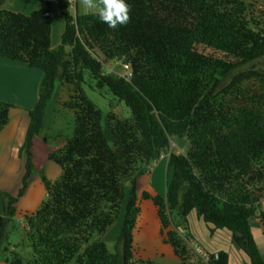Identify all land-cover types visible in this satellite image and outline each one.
I'll return each mask as SVG.
<instances>
[{
    "label": "trees",
    "instance_id": "obj_1",
    "mask_svg": "<svg viewBox=\"0 0 264 264\" xmlns=\"http://www.w3.org/2000/svg\"><path fill=\"white\" fill-rule=\"evenodd\" d=\"M4 1L0 57L38 68L42 77L38 99L27 110L21 186L15 196L0 191V249L31 175L32 140L43 126L56 85L74 87L64 102L73 112V133L48 154L60 175L55 180L41 175L47 197L24 215L31 256L4 247L5 261L152 264L133 256L137 180L174 136L185 137L190 146L168 155L171 174L164 196L147 191L141 196L156 206L164 241L179 264H194L195 251L188 234L171 226V215L176 213L186 232L191 212L211 225V232L228 230L231 243L247 255L249 264H264L249 224L257 215L264 236V61L258 70L235 72L264 58V22L247 16L246 2L126 0L132 6L131 19L112 29L94 12L73 15L71 0H57L64 29L53 48L52 0H40L28 14L2 8ZM114 59L128 65L127 75L103 70ZM84 72L94 87H107L124 102L130 117L103 113L82 88ZM250 78L262 90L260 106L239 99L240 84ZM11 106L0 100V130ZM115 221L118 232L111 251L103 236ZM206 259L208 264H227L228 253L207 252Z\"/></svg>",
    "mask_w": 264,
    "mask_h": 264
},
{
    "label": "rangeland",
    "instance_id": "obj_2",
    "mask_svg": "<svg viewBox=\"0 0 264 264\" xmlns=\"http://www.w3.org/2000/svg\"><path fill=\"white\" fill-rule=\"evenodd\" d=\"M38 0H5L2 4V8L14 10L15 12L20 11L21 13L28 14L31 11L37 9L40 5L38 3L37 8H32L33 4ZM247 4V16L251 17L255 22L260 25L264 22V0H244ZM56 5V13L60 18V22L64 23L63 17L61 16L59 9ZM70 11L74 15L76 12L78 14L93 13L92 10L86 8L83 4V0H71ZM264 58H260L250 62L238 71L245 70H258L262 67ZM36 71L41 72L40 69L36 68ZM103 70L117 75H127L129 73L128 65L122 63V61L114 59L103 64ZM229 80V79H228ZM227 80V81H228ZM226 81V82H227ZM16 85L14 86V91H16ZM73 85L69 83H58L56 85L54 95L48 104V109L46 111L45 121L43 125V130L34 136L32 140V145L30 148L31 160L33 163L31 175L28 178L27 186L23 194L18 197L15 203V213L7 223L5 228V236L7 241H3V246L0 249V264H9L4 258V247L15 249V251L24 258H29L31 256V250L28 245L26 238V220L24 215L34 212L40 203L46 199L47 193L44 183L41 180V175H44L50 180H55L60 175V167L53 161L48 159V154L60 147H62L65 141L71 137L74 127V116L71 109L65 107L64 102L67 101L73 94ZM82 88L86 93L87 97L103 112L107 113L112 111L119 117L126 118L130 117V110L124 104V102L117 100L116 97L108 90L107 87L96 88L94 87L93 80L89 77L87 72H84V80L82 83ZM240 92L238 93L239 99L253 103L255 106H260L263 98L262 90L259 86L258 81L255 78H250L244 80L240 84ZM15 94V93H14ZM43 136L46 138L43 140ZM16 143L18 144L17 149L12 154V159L6 161V168L0 171V191H5L8 194L15 196L21 186V179L24 174V164H25V153L21 149L24 142V138H21V143L19 144L18 138ZM171 140L176 142L181 140L180 143L183 145V150H187L190 146L189 141L185 137H171ZM181 145L173 148L172 151H180ZM173 147V146H172ZM3 168V166H0ZM154 167L150 166V171L154 170ZM170 169H167L160 165L152 173L154 183L158 187H163L167 179L170 177ZM260 208H264V201L261 202ZM2 209V199L0 197V211ZM173 222H178L179 218L176 213L171 215ZM257 215L249 218L251 232L257 237L258 248L262 253H264V237L258 234L260 229V224ZM204 222V221H203ZM118 232V221H115L107 231L105 232L103 238L112 251L115 235ZM184 234L188 236L192 235L189 233L188 229ZM262 234V233H261ZM189 238V237H188ZM9 243V244H8ZM259 251V252H260ZM261 255V254H260Z\"/></svg>",
    "mask_w": 264,
    "mask_h": 264
},
{
    "label": "crops",
    "instance_id": "obj_3",
    "mask_svg": "<svg viewBox=\"0 0 264 264\" xmlns=\"http://www.w3.org/2000/svg\"><path fill=\"white\" fill-rule=\"evenodd\" d=\"M38 3H40V0H38ZM38 3L36 1L32 8H37L39 5ZM51 3L52 14L50 38L51 46L54 48L60 43V36L64 29V23L60 22V18L56 13L57 0H52ZM35 69L36 68L26 66L23 62L0 57V100L12 105L9 110L7 123L0 130V166H3V168H0V171L6 168V161L12 159V154L15 149H17L18 144L16 143L15 138H18L19 144L22 141L21 138H24L29 121L27 110L31 109L38 99V88L42 72L36 71ZM15 85L17 87L16 91L13 90ZM45 116L46 112L43 119V125ZM41 130H43V126ZM44 138H46V136H43V140ZM180 141L177 140L176 142H173V140H171V145L163 149L160 155L151 160L147 171L137 180V203L139 206V212L132 232L133 256L142 260H149L152 264L180 263V259L174 253L171 245L164 241L156 206L151 199H145L141 196L143 191H147L151 195L164 196L167 181L163 187H158L156 183H154L152 173L156 168L160 167V165L164 166L166 170L168 169V155L170 152H178L172 150L173 148H177L175 145H181ZM182 147L183 145L180 147L181 150H183ZM184 151L185 150L182 152ZM150 166L154 167V170L150 171ZM1 213L2 209L0 211V214ZM257 222L260 224L258 234L262 237V225L260 221ZM171 226L176 228L181 234L185 233V229L180 220L178 222H173ZM210 227L211 225L203 222V220L197 217L194 212L189 213L187 216L186 229L192 234L188 238V243L192 248L193 246H196V249H194V264H208L206 253L216 252L218 250H225L228 253L227 264H249V258L247 255L231 243V233L228 230L216 229L211 232ZM252 234L255 243L258 246V239L253 232ZM258 250L260 251L259 248ZM260 254L264 259V253L260 251Z\"/></svg>",
    "mask_w": 264,
    "mask_h": 264
},
{
    "label": "clouds",
    "instance_id": "obj_4",
    "mask_svg": "<svg viewBox=\"0 0 264 264\" xmlns=\"http://www.w3.org/2000/svg\"><path fill=\"white\" fill-rule=\"evenodd\" d=\"M83 4L112 29L126 25L131 19L132 6L126 0H83Z\"/></svg>",
    "mask_w": 264,
    "mask_h": 264
},
{
    "label": "built area",
    "instance_id": "obj_5",
    "mask_svg": "<svg viewBox=\"0 0 264 264\" xmlns=\"http://www.w3.org/2000/svg\"><path fill=\"white\" fill-rule=\"evenodd\" d=\"M193 249H196V246H193Z\"/></svg>",
    "mask_w": 264,
    "mask_h": 264
}]
</instances>
